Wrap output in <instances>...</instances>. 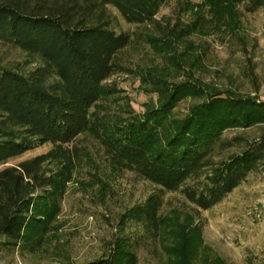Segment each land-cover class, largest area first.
Masks as SVG:
<instances>
[{
	"label": "trees",
	"instance_id": "1",
	"mask_svg": "<svg viewBox=\"0 0 264 264\" xmlns=\"http://www.w3.org/2000/svg\"><path fill=\"white\" fill-rule=\"evenodd\" d=\"M169 1L0 0V42L26 54L23 62L0 60V166L53 145L0 169V261L41 254L69 263L59 217L76 172L130 171L158 188L122 214V231L85 264H140V251L148 240L158 241L166 220L162 193H179L188 205L177 211L198 221L196 211L220 203L250 174L264 173V132L253 141L223 137L227 130L264 126V99L257 93L219 90L195 78L175 82L156 68H128L122 57L136 40L174 56L193 34L227 29L232 36L236 9L255 13L264 0H205L208 17L195 11L190 22L180 16L163 22L158 15ZM112 9L148 32L117 31ZM227 11L235 14L228 24L221 21ZM123 71L135 73L156 99L137 110L109 81ZM187 99L197 101L179 115L177 107ZM89 141L101 154L99 163L87 150ZM184 236L172 264H195ZM206 255L201 264H210Z\"/></svg>",
	"mask_w": 264,
	"mask_h": 264
},
{
	"label": "rangeland",
	"instance_id": "2",
	"mask_svg": "<svg viewBox=\"0 0 264 264\" xmlns=\"http://www.w3.org/2000/svg\"><path fill=\"white\" fill-rule=\"evenodd\" d=\"M185 8L181 9V6ZM210 4L205 0H170L160 11L158 18L163 22L169 17L175 21L179 16L190 22L198 11L208 17ZM117 31L148 32L145 26L128 23L116 9ZM227 11L222 23L234 16ZM235 12V11H234ZM183 13V14H181ZM235 34L230 36L223 31L205 30L189 36L185 43L168 52H157L144 41L136 40L124 50L122 57L128 68H156L175 82L195 78L219 90H232L242 94H258L264 99V9L255 13H239ZM26 54L9 43L0 42V60L4 63L23 62ZM170 59V60H169ZM174 59V60H172ZM179 62L178 67L172 62ZM127 94L137 110L144 102L156 99L144 87L142 81L132 72H119L110 80ZM187 99L177 107V113L184 115L192 103ZM264 132V126L235 128L224 133V139L245 138L253 141ZM237 143V140H234ZM87 150L92 151L95 162L99 163L101 154L97 147L89 142ZM51 143H45L35 149L11 159L5 165H16L21 161L48 152ZM234 151L238 150L235 146ZM5 165H1L0 169ZM95 170V176L87 172H76L68 183L67 194L63 201V211L59 217L63 228L61 239L64 242L66 258L62 263L59 257L37 255H16L4 257L0 264H85L100 257L111 238L122 231V214L131 207L144 202L158 188L150 181L139 178L127 171L115 175L107 170ZM92 171V170H91ZM163 211L166 220L158 241L148 240L140 251V264L174 263L178 257L174 248L182 243V236H188L189 247L195 264L206 259L210 264H264V173L256 172L248 176L245 182L234 189L224 200L209 210L196 211L198 221L183 211H177L180 205L187 206L179 193L164 192ZM200 226V228H196ZM133 234L137 233L132 226ZM198 230L201 231V247H197ZM178 231V232H177ZM184 236V237H186Z\"/></svg>",
	"mask_w": 264,
	"mask_h": 264
}]
</instances>
